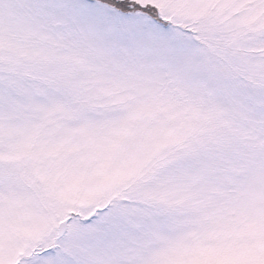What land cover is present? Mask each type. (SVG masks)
I'll return each instance as SVG.
<instances>
[{
    "label": "snow or ice",
    "instance_id": "snow-or-ice-1",
    "mask_svg": "<svg viewBox=\"0 0 264 264\" xmlns=\"http://www.w3.org/2000/svg\"><path fill=\"white\" fill-rule=\"evenodd\" d=\"M0 264H264V0H0Z\"/></svg>",
    "mask_w": 264,
    "mask_h": 264
}]
</instances>
